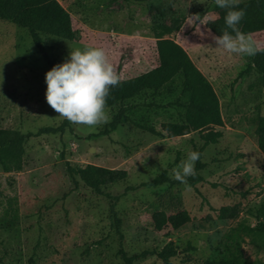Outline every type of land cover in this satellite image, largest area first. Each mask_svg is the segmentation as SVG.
I'll return each instance as SVG.
<instances>
[{
    "label": "rangeland",
    "instance_id": "1",
    "mask_svg": "<svg viewBox=\"0 0 264 264\" xmlns=\"http://www.w3.org/2000/svg\"><path fill=\"white\" fill-rule=\"evenodd\" d=\"M72 19L73 39L42 35L52 65L32 44L26 29L0 19V127L35 132L63 120L46 101L45 74L70 58V51L103 47L121 78L157 64L154 22L172 26L167 36L177 41L215 89L223 119L214 128L222 135L202 151L203 180L194 186L163 183L139 186L166 169L173 170L200 146L197 131L159 137L124 119L108 135L87 138L104 125L86 127L69 122L62 134H40L24 143L23 167L0 168V264H126L118 255L119 238L112 223V199L97 194L65 167L87 163L127 171L126 178L106 185L118 195L121 246L127 256L159 250L169 240L178 249L173 264H200L213 254L235 251L239 264H264V236L248 231L264 221V155L257 147V121L264 115L260 72L250 57L215 48L214 35L203 22L214 0H58ZM196 14L199 20L193 21ZM210 14V15H209ZM264 42V31L250 33ZM145 93L127 103L147 104ZM117 106L107 107L110 117ZM176 115L172 109L136 107L130 118L152 122ZM128 188V189H126ZM180 202V203H178ZM237 204L234 218H218L221 205ZM175 205H178L175 207ZM185 209L190 220L178 229L155 230L151 214ZM183 250V251H182ZM131 264H162L155 255Z\"/></svg>",
    "mask_w": 264,
    "mask_h": 264
},
{
    "label": "trees",
    "instance_id": "2",
    "mask_svg": "<svg viewBox=\"0 0 264 264\" xmlns=\"http://www.w3.org/2000/svg\"><path fill=\"white\" fill-rule=\"evenodd\" d=\"M240 8L246 9V15L239 25L241 31L245 33L264 31V0H242ZM226 11V9L215 6L210 12L213 17H216L215 22H209L213 18L209 16L203 22L204 27L214 36L221 35L226 27L224 22ZM0 19L26 29L32 44L49 65H52V60L48 57L41 36L49 35L65 40L73 39L71 16L58 0H0ZM172 30V26L165 23H152L151 31L155 39L157 64L136 75L121 78L122 83L111 89L107 99V107L117 106L116 112L110 122L97 132L88 134L87 138L108 135L124 119H128L135 128L159 137L181 136L197 131L202 143L200 146L193 144V151H197L201 155L195 165L196 176L189 177L187 181L189 186H194L203 180L201 171L206 163L202 160V151L205 146L216 143L221 137V131L214 127L222 126L223 119L219 98L211 82L195 65L187 51L177 41L167 36ZM229 31L231 30L229 29ZM250 66L260 72L261 86L264 89V53L250 57L247 66L238 73L237 78L247 72ZM145 93L151 97V101L147 104L127 103L130 99L138 98ZM144 105L172 109L176 115L171 120L160 122L159 129L152 122L128 116V113L136 107ZM69 126V121L63 118L60 124L41 126L35 132H21L18 129L0 127L1 170L10 173L22 169L24 143L28 137L40 134H62ZM256 133L257 147L264 155V115L258 118ZM65 167L74 183L77 177L95 193L112 199L110 213L119 238L118 255L126 264H131L135 259L146 255H155L162 264H173L171 257L176 255L178 249L171 240L159 250H143L131 256H127L123 250L121 219L114 209V203L119 196L104 192L102 188L123 181L127 176L126 170L92 163L72 166L67 161ZM163 183L173 185L180 182L172 179L167 170L163 169L150 180L141 182L139 186L155 187ZM177 206L175 205V207ZM238 212L237 204H228L217 208L216 215L218 218H234ZM151 218L154 229L161 230L167 225L172 229H178L191 217L188 211L180 209L170 214L164 210H154ZM244 228L256 232L259 236H264V221H258L253 227L244 226ZM200 264H239V261L236 252L230 250L226 254L210 255Z\"/></svg>",
    "mask_w": 264,
    "mask_h": 264
},
{
    "label": "clouds",
    "instance_id": "3",
    "mask_svg": "<svg viewBox=\"0 0 264 264\" xmlns=\"http://www.w3.org/2000/svg\"><path fill=\"white\" fill-rule=\"evenodd\" d=\"M199 2L204 3V0ZM214 3L227 10L225 29L221 35L213 37L215 48L242 58L264 53V42L239 27L246 15V9L240 8L242 0H214ZM192 18L201 22L199 14ZM215 19L213 17L209 22L214 23ZM69 55V59L54 65L45 74L47 104L74 125L98 127L110 122L107 99L111 89L119 86L122 79L105 48L86 46L71 50ZM200 155L190 151L173 170L171 178L187 184L189 177L196 176L195 165Z\"/></svg>",
    "mask_w": 264,
    "mask_h": 264
}]
</instances>
